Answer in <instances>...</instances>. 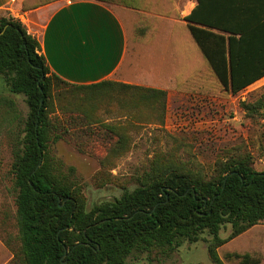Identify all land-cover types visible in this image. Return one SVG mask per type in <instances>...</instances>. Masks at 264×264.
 Wrapping results in <instances>:
<instances>
[{"label":"trees","instance_id":"1","mask_svg":"<svg viewBox=\"0 0 264 264\" xmlns=\"http://www.w3.org/2000/svg\"><path fill=\"white\" fill-rule=\"evenodd\" d=\"M243 2H223L221 18L212 19L199 0L184 19L216 82L232 95L264 78V0ZM228 14L248 16L231 20ZM0 76L8 92L23 95L28 106L23 130L12 142L10 173L21 242L17 264H126L135 253L173 252L186 242H200L205 234L212 262L225 264L218 248L264 221V170L255 171L245 159L222 162L209 178L180 163H155L137 187L87 208L74 168L65 171L52 155V145L78 120L74 113L87 124L97 123L98 112L113 104L117 114L129 119L126 123L164 124L167 91L112 81L68 83L51 71L37 38L5 11H0ZM53 80L77 90L72 96L77 103L61 109L70 114L67 123L54 115L63 94L56 97ZM4 102L12 109L7 113L11 120L14 103L0 98ZM242 106L254 114L264 110V100ZM107 127L116 138L111 154L123 155L127 128ZM227 226L231 233L222 238ZM224 258L261 264L250 254Z\"/></svg>","mask_w":264,"mask_h":264},{"label":"rangeland","instance_id":"2","mask_svg":"<svg viewBox=\"0 0 264 264\" xmlns=\"http://www.w3.org/2000/svg\"><path fill=\"white\" fill-rule=\"evenodd\" d=\"M29 1L26 9L61 0ZM102 2L114 9L122 5L119 0ZM159 39L160 43L154 45L151 52L141 54L139 63L144 67L168 66L171 47L162 45L160 36ZM203 79L204 83L193 80L180 91L171 93L164 124H133L131 120L126 123L129 119L117 114L118 108L114 104L98 112L101 115L97 123L87 124L74 113L78 120L71 123L63 139L52 145V155L64 164L65 171L74 168L75 177L83 187L87 208L111 201L125 190L137 187L138 180L155 163H180L187 170L208 178L217 172L222 162L239 159L248 161L257 172L264 170V110L249 114L242 106L243 102L258 105L264 100V79L237 95L227 92L209 76ZM53 89L56 97L63 94L54 115L67 123L70 114L61 109L63 105L77 103L72 97L77 90L55 80ZM0 98L13 101L16 110L14 118L9 120L7 113L12 109L7 102L0 104V264H17L21 242L10 173L12 142L15 134L23 130L28 106L23 95L8 92L2 76ZM109 108L114 114L107 112ZM16 113L21 116L15 118ZM107 126L127 128L129 144L123 155L111 154L116 138ZM230 233L231 227L227 226L221 230V237L227 238ZM206 240H210L208 234L200 242H186L173 252L135 253L126 264H214ZM217 251L225 264H239L235 260H226L224 257L228 253L250 254L264 264V221Z\"/></svg>","mask_w":264,"mask_h":264},{"label":"crops","instance_id":"3","mask_svg":"<svg viewBox=\"0 0 264 264\" xmlns=\"http://www.w3.org/2000/svg\"><path fill=\"white\" fill-rule=\"evenodd\" d=\"M25 1L0 0V11L23 22L51 71L68 83L113 80L162 89L170 98L193 80L204 83V76L217 81L184 20L199 0H119L118 9L99 0H61L25 9ZM225 1L239 0H200L202 12L221 18ZM246 16L226 15L231 20ZM159 36L162 45L171 47L168 66L144 67L141 54L151 52Z\"/></svg>","mask_w":264,"mask_h":264}]
</instances>
